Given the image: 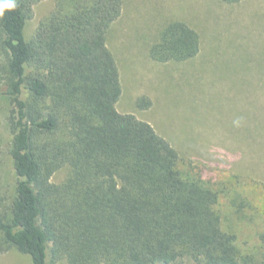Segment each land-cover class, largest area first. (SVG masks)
I'll return each instance as SVG.
<instances>
[{
    "label": "trees",
    "instance_id": "16d2710c",
    "mask_svg": "<svg viewBox=\"0 0 264 264\" xmlns=\"http://www.w3.org/2000/svg\"><path fill=\"white\" fill-rule=\"evenodd\" d=\"M38 1L3 8L9 0H0V98L13 105L16 174L12 198L0 202V253L15 248L31 264H264V253L242 254L223 229L219 191L182 170L177 149L149 122L117 110L122 86L106 36L123 0H55L27 39ZM199 49L196 30L174 20L148 54L183 62ZM63 166L67 177L53 183Z\"/></svg>",
    "mask_w": 264,
    "mask_h": 264
},
{
    "label": "rangeland",
    "instance_id": "374dc122",
    "mask_svg": "<svg viewBox=\"0 0 264 264\" xmlns=\"http://www.w3.org/2000/svg\"><path fill=\"white\" fill-rule=\"evenodd\" d=\"M54 6L55 0L31 5L27 39ZM174 20L196 30L199 52L183 62H156L149 48ZM106 42L122 86L117 110L149 122L177 149L182 170L199 172L219 191L222 227L235 234L242 254H263L264 0H124ZM142 96L152 101L151 107L137 106ZM12 108L0 98V202L5 204L16 182L7 125ZM68 173L63 166L51 181L59 184ZM0 264L31 262L11 248L0 253ZM169 264L202 263L182 258Z\"/></svg>",
    "mask_w": 264,
    "mask_h": 264
},
{
    "label": "clouds",
    "instance_id": "9594fccd",
    "mask_svg": "<svg viewBox=\"0 0 264 264\" xmlns=\"http://www.w3.org/2000/svg\"><path fill=\"white\" fill-rule=\"evenodd\" d=\"M2 7H3V8H14L15 5L11 2V0H9V2H7V3H3V4H2ZM0 14H2V13H0Z\"/></svg>",
    "mask_w": 264,
    "mask_h": 264
},
{
    "label": "crops",
    "instance_id": "0c3cea01",
    "mask_svg": "<svg viewBox=\"0 0 264 264\" xmlns=\"http://www.w3.org/2000/svg\"><path fill=\"white\" fill-rule=\"evenodd\" d=\"M124 1V0H123ZM122 8H123V4H122Z\"/></svg>",
    "mask_w": 264,
    "mask_h": 264
}]
</instances>
